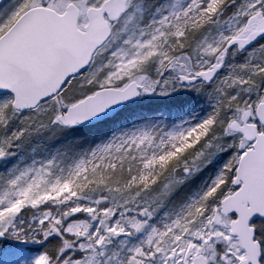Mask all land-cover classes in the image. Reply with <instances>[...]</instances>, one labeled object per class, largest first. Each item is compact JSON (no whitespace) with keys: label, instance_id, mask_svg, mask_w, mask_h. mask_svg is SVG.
<instances>
[{"label":"snow or ice","instance_id":"obj_1","mask_svg":"<svg viewBox=\"0 0 264 264\" xmlns=\"http://www.w3.org/2000/svg\"><path fill=\"white\" fill-rule=\"evenodd\" d=\"M0 264H264V0H0Z\"/></svg>","mask_w":264,"mask_h":264},{"label":"trees","instance_id":"obj_2","mask_svg":"<svg viewBox=\"0 0 264 264\" xmlns=\"http://www.w3.org/2000/svg\"><path fill=\"white\" fill-rule=\"evenodd\" d=\"M199 179V177L196 179V180H193L192 182H191V184L192 185H195L196 183H197V180Z\"/></svg>","mask_w":264,"mask_h":264}]
</instances>
